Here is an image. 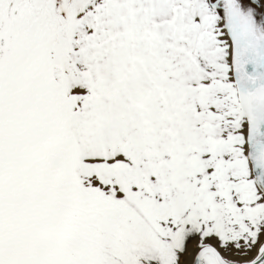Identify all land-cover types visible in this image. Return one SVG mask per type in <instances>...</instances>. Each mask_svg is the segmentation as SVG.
<instances>
[{
	"label": "snow or ice",
	"instance_id": "1",
	"mask_svg": "<svg viewBox=\"0 0 264 264\" xmlns=\"http://www.w3.org/2000/svg\"><path fill=\"white\" fill-rule=\"evenodd\" d=\"M0 264H264V0H0Z\"/></svg>",
	"mask_w": 264,
	"mask_h": 264
}]
</instances>
